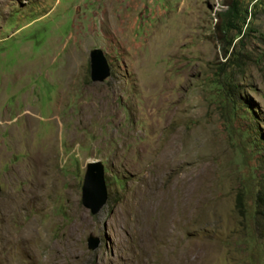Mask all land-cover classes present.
Returning a JSON list of instances; mask_svg holds the SVG:
<instances>
[{
  "label": "rangeland",
  "instance_id": "obj_1",
  "mask_svg": "<svg viewBox=\"0 0 264 264\" xmlns=\"http://www.w3.org/2000/svg\"><path fill=\"white\" fill-rule=\"evenodd\" d=\"M225 9L0 0V264H264V0Z\"/></svg>",
  "mask_w": 264,
  "mask_h": 264
},
{
  "label": "water",
  "instance_id": "obj_2",
  "mask_svg": "<svg viewBox=\"0 0 264 264\" xmlns=\"http://www.w3.org/2000/svg\"><path fill=\"white\" fill-rule=\"evenodd\" d=\"M90 77L92 81H101L110 73V66L101 50L95 49L89 54ZM108 190L104 177V165L99 160L85 164L81 187V203L91 214H96L106 204ZM87 248L94 250L98 247V236L89 234L86 239Z\"/></svg>",
  "mask_w": 264,
  "mask_h": 264
},
{
  "label": "trees",
  "instance_id": "obj_3",
  "mask_svg": "<svg viewBox=\"0 0 264 264\" xmlns=\"http://www.w3.org/2000/svg\"><path fill=\"white\" fill-rule=\"evenodd\" d=\"M224 2H225L226 9L223 12L215 11V16L216 17L220 16L219 20L222 22L225 21L229 24H232L231 23L232 21L238 20L243 15L242 14V12H243V10H242L243 0H224ZM221 17H222V19H221ZM242 20L244 23L245 18H242ZM224 25H226V23ZM216 26H217V24H216ZM219 31L223 36L224 30L222 29V26L219 28ZM225 56H226V54H224V57Z\"/></svg>",
  "mask_w": 264,
  "mask_h": 264
},
{
  "label": "bare ground",
  "instance_id": "obj_4",
  "mask_svg": "<svg viewBox=\"0 0 264 264\" xmlns=\"http://www.w3.org/2000/svg\"><path fill=\"white\" fill-rule=\"evenodd\" d=\"M174 161V160H173Z\"/></svg>",
  "mask_w": 264,
  "mask_h": 264
},
{
  "label": "clouds",
  "instance_id": "obj_5",
  "mask_svg": "<svg viewBox=\"0 0 264 264\" xmlns=\"http://www.w3.org/2000/svg\"><path fill=\"white\" fill-rule=\"evenodd\" d=\"M108 200V199H107Z\"/></svg>",
  "mask_w": 264,
  "mask_h": 264
}]
</instances>
